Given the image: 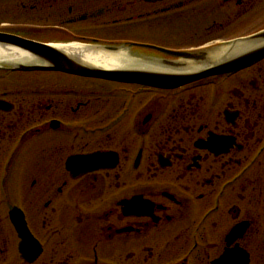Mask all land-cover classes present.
Returning a JSON list of instances; mask_svg holds the SVG:
<instances>
[{"label": "flooded vegetation", "instance_id": "1", "mask_svg": "<svg viewBox=\"0 0 264 264\" xmlns=\"http://www.w3.org/2000/svg\"><path fill=\"white\" fill-rule=\"evenodd\" d=\"M263 31L264 0H0V44L59 54L0 46V264H264V58L212 71Z\"/></svg>", "mask_w": 264, "mask_h": 264}, {"label": "water", "instance_id": "2", "mask_svg": "<svg viewBox=\"0 0 264 264\" xmlns=\"http://www.w3.org/2000/svg\"><path fill=\"white\" fill-rule=\"evenodd\" d=\"M12 39V38H10ZM249 40L251 41V44H253V48L251 50V52L246 53L245 55L239 57L238 59H236V61H227L222 63L220 67H218L216 70H212L213 72H217V73H224V72H230L231 70H240L242 68H245L255 62H257L258 60H261L262 58H264V31L249 38ZM0 46H4L10 49H16V50H21V51H25L29 54H31L32 56L36 57H40L44 54V52H50V51H54L55 53L56 50L49 47V46H44V45H40L37 43H33V42H29V41H22L20 40V42L18 41H10L7 40L3 43L0 44ZM48 50V51H47ZM52 54V53H51ZM58 54V53H57ZM59 55V54H58ZM24 68L26 69H37L39 68L38 66H29V65H25ZM72 69L73 71H77V72H94V73H104L101 70H90V69H84L82 68L80 65H76L72 63ZM142 78H144L145 82H147L148 84H154V85H158V86H163L164 84V80L161 77H156V76H151V75H147V76H143ZM135 79H139V77L135 74ZM141 80V79H140ZM175 83V82H173Z\"/></svg>", "mask_w": 264, "mask_h": 264}, {"label": "bare ground", "instance_id": "3", "mask_svg": "<svg viewBox=\"0 0 264 264\" xmlns=\"http://www.w3.org/2000/svg\"><path fill=\"white\" fill-rule=\"evenodd\" d=\"M249 47L250 46L247 47L245 45H240L233 52L235 54L236 53H242L244 51H247ZM57 48H60V47H57ZM74 50L79 51L82 55H87V52H88L85 47H75ZM14 51H16V50H14ZM88 56H90L89 57L90 60H92V61H98V58H97L96 55H93V54L92 55H87L86 58H88ZM2 60H3V54H0V61H2Z\"/></svg>", "mask_w": 264, "mask_h": 264}]
</instances>
